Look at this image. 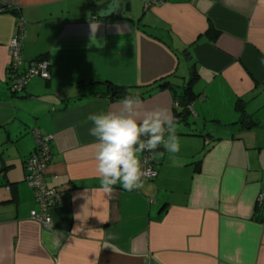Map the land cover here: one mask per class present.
I'll use <instances>...</instances> for the list:
<instances>
[{"label": "crops", "instance_id": "1", "mask_svg": "<svg viewBox=\"0 0 264 264\" xmlns=\"http://www.w3.org/2000/svg\"><path fill=\"white\" fill-rule=\"evenodd\" d=\"M111 1L119 18L90 13ZM18 19V71L42 58L49 78L11 94ZM191 70L195 98L176 117L174 91ZM94 81L150 88L143 108L174 118L180 150L158 147L140 189L97 190L86 118L121 100ZM35 135L51 136L44 182L62 194L49 229L29 219L37 207L23 165ZM263 191L264 0H0V264H264Z\"/></svg>", "mask_w": 264, "mask_h": 264}, {"label": "clouds", "instance_id": "2", "mask_svg": "<svg viewBox=\"0 0 264 264\" xmlns=\"http://www.w3.org/2000/svg\"><path fill=\"white\" fill-rule=\"evenodd\" d=\"M89 135L96 139L95 171L100 178L97 189L111 194L120 184L126 191L143 187L139 154L155 151L161 145L170 154L180 150L174 118L166 109L143 108L139 94L127 95L116 111L89 114Z\"/></svg>", "mask_w": 264, "mask_h": 264}, {"label": "built area", "instance_id": "3", "mask_svg": "<svg viewBox=\"0 0 264 264\" xmlns=\"http://www.w3.org/2000/svg\"><path fill=\"white\" fill-rule=\"evenodd\" d=\"M164 0H148V4L158 5ZM25 38V30L22 19H18L15 25V34L11 37L7 45L8 57V78L7 86L11 94L19 93L25 83L31 78H39L48 80L49 71L48 64L44 60L30 61L22 71H18L22 64L20 57V48ZM177 107L176 103H173ZM51 140L49 135H35V147L29 157L24 162V182L33 195V201L37 210L29 212V219L44 229L51 226V218L49 210L56 205L62 194L48 189L45 186L44 175L46 168L51 159V153L48 142ZM154 151L145 150L140 153L141 170L144 173L142 180H149L154 177L155 173L152 169ZM264 202V191L260 192L255 199V207L260 208Z\"/></svg>", "mask_w": 264, "mask_h": 264}, {"label": "trees", "instance_id": "4", "mask_svg": "<svg viewBox=\"0 0 264 264\" xmlns=\"http://www.w3.org/2000/svg\"><path fill=\"white\" fill-rule=\"evenodd\" d=\"M41 59L42 58H36L32 61H38ZM195 80H196V75L191 70L190 76L188 77L186 83L182 87H180V91L178 93H175V91H174V94H175L174 95V98H175L174 103H176L177 107L180 108V112L176 113V117H180V116L185 117L186 115L189 114V104L195 98V95L192 91V84ZM89 85L100 86L102 89L98 93V95L106 97L110 101L122 100L127 95H136V94H139V97L141 98L143 95L148 93L150 90V88L134 89V88L116 86V85H113L107 81H94V82L89 83ZM156 86H157V88H166L167 82L166 81H160L157 83ZM170 88L172 89V87H170ZM177 107H174V109H176ZM236 109L238 110V112L240 114V118H241L240 120L243 123L244 118H245L244 112L242 111V109L238 105L236 106Z\"/></svg>", "mask_w": 264, "mask_h": 264}, {"label": "water", "instance_id": "5", "mask_svg": "<svg viewBox=\"0 0 264 264\" xmlns=\"http://www.w3.org/2000/svg\"><path fill=\"white\" fill-rule=\"evenodd\" d=\"M121 4H117L116 1L109 3H102L95 5L90 9V13H96L99 18H104L109 15H113L114 18H119L121 15Z\"/></svg>", "mask_w": 264, "mask_h": 264}, {"label": "rangeland", "instance_id": "6", "mask_svg": "<svg viewBox=\"0 0 264 264\" xmlns=\"http://www.w3.org/2000/svg\"><path fill=\"white\" fill-rule=\"evenodd\" d=\"M136 9H138V8H136ZM188 79V78H187Z\"/></svg>", "mask_w": 264, "mask_h": 264}]
</instances>
